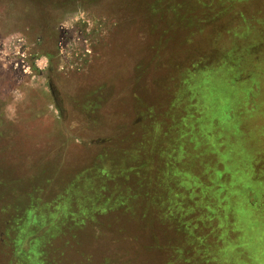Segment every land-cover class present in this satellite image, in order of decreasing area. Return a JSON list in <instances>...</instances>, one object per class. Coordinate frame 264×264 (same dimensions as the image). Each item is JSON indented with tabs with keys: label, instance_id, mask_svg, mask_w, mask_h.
<instances>
[{
	"label": "rangeland",
	"instance_id": "rangeland-1",
	"mask_svg": "<svg viewBox=\"0 0 264 264\" xmlns=\"http://www.w3.org/2000/svg\"><path fill=\"white\" fill-rule=\"evenodd\" d=\"M209 85L222 142L198 120ZM197 134L244 189L238 243L264 264V0H0V264H164L185 235L156 203L142 224L113 211V147L159 142L167 198L163 170Z\"/></svg>",
	"mask_w": 264,
	"mask_h": 264
},
{
	"label": "trees",
	"instance_id": "trees-1",
	"mask_svg": "<svg viewBox=\"0 0 264 264\" xmlns=\"http://www.w3.org/2000/svg\"><path fill=\"white\" fill-rule=\"evenodd\" d=\"M211 86H206L207 91L199 90V93L204 95V99H200L199 104H197L203 110L201 111L202 116L198 120L200 121V127L203 124L213 127L214 131L209 130L212 134L208 133L207 136H218V128L221 125L216 118H219L223 113L225 101L217 97L216 92L218 90H212ZM141 117L143 120L140 121V124H144L143 115ZM145 123L149 124L148 121ZM156 127L155 129H158ZM205 135L197 134V137L191 139L192 152H188L185 144L180 143L179 149L171 156L173 162L166 164L168 173L163 170L165 174L163 178L165 176L170 177L169 184L166 187L170 191L167 198L160 192L163 187L160 182L161 177L159 176L157 185L155 176L158 173H153L154 163L162 158L160 154L163 146L160 147L159 142L157 143L154 139L149 156H146L148 150L146 152L143 150L145 142L140 141L138 137L132 145L130 144V148L126 146L127 148L122 149L121 146H114L113 211L124 208L126 215L131 210H134V214H136L135 210L141 211L140 216L142 218L138 219V222L142 224L143 221L148 222L150 213L159 210L157 214L160 217H167V220L172 223V228L185 235L183 240H179L178 244L172 245L173 243H170V245L165 246L166 258L164 264H211V262H216L215 264H254L256 260L255 252L258 250L246 246L247 250L244 252L238 243V238L239 241H244L243 236L241 231L235 228V224L237 225L240 221V215L238 216L236 213L237 204L242 203L243 207L248 208L251 203L248 202V199H243L245 195L242 194L244 192L242 186L231 188V176L226 174V169L229 166L222 158L223 151L222 154H220V150L208 151ZM218 137L219 142H222V136ZM224 148L226 150V146ZM164 152L168 153L167 149ZM208 152L217 153L220 158L217 163L221 166L220 169L213 171V179H215V175L218 180H221L223 175L230 177V180L226 179L223 186L220 183L216 185L214 181L212 185L206 186L201 181V172L194 167L193 162L198 160L196 164H200L201 159H205ZM119 155L121 158L120 161H117L116 157H119ZM189 159H191V164ZM254 170L257 174L256 167ZM163 172L160 174L162 175ZM254 179L257 180L258 177H254ZM148 188H152L155 192L149 194ZM211 195H213L212 198ZM201 196L204 198H201ZM195 197L199 198V202L194 200ZM155 198H162V200L157 203ZM205 198H208L207 206L204 205ZM154 203H156L155 206L162 209L157 210ZM136 205H139L138 209ZM199 206L203 207L201 213L198 210ZM163 209V215H161L160 211ZM239 224L241 225V223ZM206 230L207 233H205ZM230 245L232 249L229 248ZM240 248L242 253L238 250ZM230 251L242 258L239 259L237 255H234V258L229 256ZM215 252L224 254L216 256Z\"/></svg>",
	"mask_w": 264,
	"mask_h": 264
},
{
	"label": "crops",
	"instance_id": "crops-1",
	"mask_svg": "<svg viewBox=\"0 0 264 264\" xmlns=\"http://www.w3.org/2000/svg\"><path fill=\"white\" fill-rule=\"evenodd\" d=\"M196 161L198 160H195L193 162V164L195 165V169L200 171L203 176L213 173L214 170L220 169V166H221L217 164V166L213 168L210 163L209 164L205 163L204 159H201V161L199 160L201 162L200 164H196Z\"/></svg>",
	"mask_w": 264,
	"mask_h": 264
},
{
	"label": "clouds",
	"instance_id": "clouds-1",
	"mask_svg": "<svg viewBox=\"0 0 264 264\" xmlns=\"http://www.w3.org/2000/svg\"><path fill=\"white\" fill-rule=\"evenodd\" d=\"M85 16H86V13H85L83 10H80V11L78 12V14L76 15L75 19H76V20H80V19L84 18ZM89 23H90V22H89ZM9 118H11V117H9Z\"/></svg>",
	"mask_w": 264,
	"mask_h": 264
},
{
	"label": "flooded vegetation",
	"instance_id": "flooded-vegetation-1",
	"mask_svg": "<svg viewBox=\"0 0 264 264\" xmlns=\"http://www.w3.org/2000/svg\"><path fill=\"white\" fill-rule=\"evenodd\" d=\"M26 53H27V50H26V49H23V50H22V56H23V58L25 57ZM48 58L50 59V58H51V55H48ZM48 58H47V59H48ZM48 62H49V66H48V68H52V63H51V61L48 60ZM27 70H30V68H28Z\"/></svg>",
	"mask_w": 264,
	"mask_h": 264
}]
</instances>
